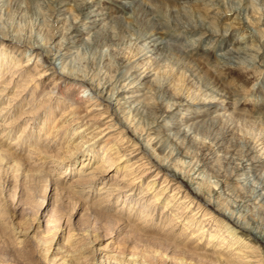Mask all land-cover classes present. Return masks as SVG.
<instances>
[{
  "label": "bare ground",
  "instance_id": "obj_1",
  "mask_svg": "<svg viewBox=\"0 0 264 264\" xmlns=\"http://www.w3.org/2000/svg\"><path fill=\"white\" fill-rule=\"evenodd\" d=\"M107 1L112 2V4L110 5ZM215 1L0 0V40L13 45L10 48L8 45H3L4 47L0 50V57L2 56L0 59V61L2 60L0 62V83L4 84L0 87V121L4 123L6 117L9 120L11 115L21 107L20 104L24 103L25 94H18L16 88H19L17 87L19 79L28 74L30 65H33L34 71L36 70V79L41 81L40 84L47 80L51 84L48 92L45 91L46 89H43L41 94L43 95L46 92V99L49 101L51 98L53 101L52 106L50 104L46 110L38 111L40 115L37 117H35L36 114H32L31 109L28 107L29 103L25 110L22 109L20 111L21 116L22 114H32V120L35 121L43 116L44 120L42 124H38L37 130L38 133L43 131L44 135L40 136L38 134V137L36 136V139L33 140L35 130L32 129L29 130V134H25L23 137H21L23 134L21 133L12 141V144H5L4 141H1L0 144L2 146L4 143L8 148L12 146V149L16 148V146H19L21 149L32 146L33 150L35 147L41 151V146L44 148L50 146V143H44L47 138H51L50 141H52L54 137H58L61 134L64 137L62 138L66 140L64 143L66 157H63V164L67 166V170L72 165L74 166L76 162L81 164L80 169L89 167L86 170L88 172L85 171V175L100 174L103 171L101 165L106 161L110 166L115 165L113 169L117 170L121 167L130 174L133 170L135 172V170H139L142 166L150 164V168L155 167L158 171L155 173V177L147 183V192L143 194L150 195L152 193L150 191L151 188L160 178L163 180L161 186L154 188L155 194L153 196L156 197L154 199L155 202L152 201L154 206L161 195L166 193L167 190L168 192L171 191V194L170 200L164 206L161 218L159 217L156 222H149L150 226L147 224L144 226V224L142 225V223L138 222L136 225L140 229L152 233L154 232L153 229H156L157 223L166 225L170 229L173 228V226L180 222V218H182V215L178 212L173 214L176 210L175 207L181 204V206H184L185 212L189 211L188 208L195 209L194 214L191 216L192 218L183 226L185 227L184 229H188L192 225H203L199 226L200 229L197 230L196 235H193L194 233L191 234L188 241H192L195 238H203L206 234V236H209L208 245L205 249L207 250L210 244L219 240L221 229H225L224 232L228 233L227 237L229 239L223 238L218 243H221L219 244L220 249H223L225 245L224 248H227V251H230L231 254L227 255L225 252H222L217 254L216 257L213 255L215 257L213 259L212 255L210 256V254L205 253V257L207 256L220 264H235L234 259L231 257V255H235L239 261H243V264H264V255H261L264 251H256L259 246L251 243L252 238L253 241H260L264 245V229L261 232L259 230L261 226L255 222H248L247 217H245L246 215L243 217L238 216L237 213H234V209L229 207V203L227 204V202H230L227 200L230 199L237 203L238 206H244L246 209L250 208L252 210L258 206L264 207V103L260 102L261 97L264 96V80L262 81L263 87H255V90H257V95L255 96L249 95V93L245 95L241 90L245 87V82H247L244 78L248 77L251 71L254 74L264 73V28L262 30L258 29V27H264V0H232L234 1L233 4L230 0L229 2L232 5L228 6L227 9L224 7L225 10L223 11L225 12L223 13L226 16L224 14L223 17L220 16L221 12L215 6ZM40 3H45L46 6H52L54 9L51 11V15L40 14L44 18V25L40 29L41 33L38 34V38L34 39V37L32 39L31 34L27 35L26 29L20 26V24L11 30L6 27L3 18L4 13L6 17V14L9 15V11L16 6L17 9H20L18 13L23 15L30 7L38 10ZM68 5L72 7V10L66 7ZM6 8H8L7 13ZM128 14L129 16L126 17ZM219 16L222 18V21L217 20ZM207 19L211 20V22L213 20L212 24L207 23L205 21ZM177 27L187 31L191 29H204V31L210 32L209 34L213 36H221L224 41L222 40L223 42L217 46V59L219 58L223 62L222 66H229H226L223 70L218 69L222 70L220 73L225 75L226 79H231L232 77L230 76L236 73L239 76L240 87L237 88V86H231L230 84L229 86L220 84V81L212 78L211 74L210 76L207 72H203L200 69L201 65L198 67L194 60L185 55L182 46L176 43L178 36L171 31V29H176ZM126 29L131 34L133 45L134 53L132 52L133 54L130 57L120 59L114 66L110 64L109 60L107 61V57L106 63L101 62V64L94 62L97 59L91 60L97 52H101V54L105 53L109 46L115 43L113 40L116 33L126 32ZM199 39L201 38L197 39L198 42ZM27 51H31V53L27 54L28 56H23ZM179 53L181 56H179L177 63H175L177 64L175 65L176 67L174 66L176 71L174 68L171 71L164 62H170L174 58V54ZM40 56L44 57L47 62V64L45 63L46 66L44 63H39V59L37 58ZM23 59L25 61L21 62ZM32 59L33 61L30 63ZM23 63L24 65L22 66ZM96 65L97 70H95ZM19 70H22V72L17 73ZM172 72H176L175 75L177 74L178 76L171 77ZM16 74L15 78L18 80L15 81L14 79L12 84L16 87H13L15 92H12V87L8 85L11 82V78H14ZM182 75L185 78L182 79L184 86L179 87ZM63 88L70 91L79 89L81 95L76 99H79V97L85 98L87 102L85 104L86 107L81 109L82 105L76 100H70V102L68 101V103L63 104L62 113H58V116H56L57 114L55 113H57V109H60L63 102L58 98H54L55 96L53 97L52 93L56 92L58 94ZM261 92L262 95L260 96ZM9 94H12L10 98L9 96L7 98L9 104L4 107V99ZM12 101L16 103L13 105V108H10ZM244 101H250V103L255 101L256 106L259 107L257 115L261 117L260 119L253 117L254 114L250 117L253 112L251 113L249 105L247 108V103ZM101 102H105L106 105L103 107ZM239 105L241 106L240 108L238 107ZM252 111L255 110L252 109ZM20 115H18V118L21 117ZM56 117H58V120H56ZM240 123L245 124L247 129L248 127L255 128L256 125L259 129L257 133L254 132L253 134V131L250 133L247 129L245 131L243 128H239ZM157 127L160 129L158 132H155V128ZM1 128V132L4 134L2 140L6 137L5 140L8 142L12 139L10 137H13L16 127L10 123V126H1ZM48 128L49 130L46 132ZM72 128L74 129L68 132ZM256 129L254 130L256 131ZM123 130H126V133L132 134L134 143L136 144L133 147L136 148H132L125 156H119L117 147L114 145L106 146L107 150L111 149L115 152L114 155L113 153L106 154L105 151L103 154L99 153V149L101 148L98 145L101 138L107 136L105 139L107 143L110 138H116L118 141L119 136L124 132ZM112 133L119 135L114 137ZM39 137H41L40 141L37 142ZM28 141H31V143L28 144ZM163 141L164 143L165 141H171L173 145H176L177 148L175 149H178V152H176L178 157L176 159L181 156L184 158L190 150L197 151V155L200 154L202 158L191 162V166L189 165L190 167L187 171L189 173L187 174L178 170V168L171 169V165H168L165 160L163 161L160 156L163 154ZM40 142V147L32 145H38ZM169 149L172 150V147H169ZM13 150L17 153V149ZM7 153L6 156L0 159V162H5L6 157H8L7 155L9 157L10 155L13 156V154ZM98 155H101L100 160H97ZM112 155L116 162L111 160ZM136 156H138L136 161H132ZM149 156L153 157L154 162L149 159ZM144 159L145 161L143 162L142 160ZM172 160L171 162H173ZM191 160L193 161V159ZM224 160L232 164V168L229 169L230 171L224 172L219 179L217 178V184L210 185L209 183H205L200 174L206 171L210 175V173L220 171V163L223 164L222 161ZM22 162L24 164V161ZM136 163L139 164L136 165ZM178 166L176 164L175 167ZM129 167L130 169L128 170ZM72 170L70 169V173ZM160 172L164 173L163 177L159 176ZM145 174H142L139 178L144 177L143 175ZM132 177V179L128 178L131 183L128 184L127 189H130V191L125 196L130 197L131 202L136 201V204L139 205L138 209L140 207L143 208L145 200L144 203H141V200L144 199L142 194V198L140 197L139 201L133 197L135 195L133 193L137 188L139 189L138 194L144 191L141 190L142 183L140 184L141 187H139L138 183L140 180H138V177ZM78 182L81 184V181ZM181 182L186 183L187 188L192 193L204 200L203 204L206 209L202 208L200 203L196 204L195 208L192 206L194 202L190 198L191 192L182 189ZM205 184L208 185L205 186ZM218 184L219 187L216 188ZM106 187L102 186L100 190ZM219 189L220 191H218ZM123 190V188H118L117 186L111 189L108 187L107 190H104L102 194H106V197L102 198L101 202L103 206L108 207L106 204L109 202L110 196L114 197V192L115 195L117 193L120 197ZM146 201L148 200L146 199ZM211 206H216L218 208L216 210L217 213L223 219L232 223L234 229L226 226L223 228V226L220 230H210L211 224L214 222L218 223L217 226L222 225L219 224L222 222L221 220L212 216L210 212H207V207L209 209ZM146 216L148 215L146 214ZM140 217L143 218V216ZM112 218L114 217L112 216ZM164 219L168 220L167 224ZM184 220L185 218L182 221ZM122 223L125 224L124 221ZM224 224L227 225L228 223ZM125 225L127 228L130 227V230L137 231L133 232L136 235L141 231L138 227L134 228L135 226L129 225L128 222ZM229 228L231 229L228 230ZM237 230L239 231L237 232ZM165 231L163 232L166 236L163 238H165V242L169 245L170 243L167 241L172 239L169 237L171 231L169 233H165ZM241 234L248 236V238L242 237L243 235ZM152 240L150 241L153 242ZM175 241L177 242V240ZM158 243L162 246L161 241H158ZM187 244H183L185 246H183L184 250L190 251L188 248L190 245L186 247ZM199 244L200 242L197 245ZM153 245L155 246V242ZM175 245L173 244L174 247ZM179 245L181 246V243L177 246L180 247ZM192 249L194 251V247ZM184 250L183 253L185 252ZM194 253L192 252V254ZM135 254L131 253V256L126 261L128 262L127 264L136 263ZM189 254L191 255V253ZM195 256L201 259L202 255L198 257V254H196ZM103 257H105L106 262L111 258L106 254ZM67 258L64 255L60 259H64V264L72 262V259ZM121 261H119L120 264Z\"/></svg>",
  "mask_w": 264,
  "mask_h": 264
},
{
  "label": "rangeland",
  "instance_id": "obj_2",
  "mask_svg": "<svg viewBox=\"0 0 264 264\" xmlns=\"http://www.w3.org/2000/svg\"><path fill=\"white\" fill-rule=\"evenodd\" d=\"M221 1L222 3H220ZM229 1L230 0H227V2L226 0L224 2L223 0L215 1V6L218 7V10L222 13V15L220 13V16L223 17V15L225 14L223 13L225 12L223 10L227 9L228 6L230 7L234 3V1L232 0L230 1L232 4ZM108 2L110 5L112 4V2L107 1V3ZM66 7L72 10L71 6L68 5ZM7 9L8 8L5 9L6 13H7ZM53 9L54 7L52 6H46L45 3H40L38 10L37 9L34 10L33 7H30L22 15L21 13H18L20 9H17V7L15 6L13 7L11 11H9L10 13L9 15L6 14V17L4 13L3 18L6 23V27L9 30L18 27V25L20 24V26H23V28L26 29L25 31L27 35L31 34V38L33 39L35 37L34 39H36L38 38V34L41 33L40 29L44 25V20H43L44 18L40 14L51 15V11ZM128 16L129 14L126 15V17ZM220 16L219 18L216 17L217 20L222 19ZM224 16H226V14ZM205 21L211 24L213 22V20L211 22V20H208V19ZM262 28L264 27L262 26L260 28L258 27V29H261V30ZM178 29H179L178 27L176 29H171V31L175 33V35L178 36V41L176 43L182 46L183 53L187 55L191 60H194L195 64L198 67H200L201 65L200 69H202L203 72H207L209 75L211 74L212 76L211 75L210 76L216 79L217 81H220V84H223L225 86H229L230 84L231 86H237V88L240 87L239 80H238L239 76L236 73H233V75L230 76L232 77L231 79H226L225 75L220 73L223 69L226 68V66L227 67L229 66V65L222 66L223 62H221L219 58L217 59V46L221 42L224 41L221 36H213L209 34L210 32L206 30L204 31V29L203 30L191 29L189 31L181 30V29L178 30ZM126 30H127L126 32H117L113 40L115 43L109 46L108 50L105 53L103 52V54H101V52H97L96 53L97 55L95 54L94 55L95 57L92 56L93 58L91 60L94 61L97 59L94 62H96L97 64L98 63L101 64V62L106 63L105 60L107 57V61L109 60L110 64L114 66L120 59H125V58L130 57L134 53L133 45H132L131 34L128 32V29ZM184 31L186 32V34ZM198 38H201L199 39V42L197 40ZM201 40H203L204 42ZM4 43H5L4 41L0 40V45L2 44L0 46V50L2 49V47H4L3 45H6V46L8 45L9 48L13 46L11 43H5V44ZM30 53L31 51H27V53L23 54V56H28ZM108 56L111 59H109ZM179 56H181L180 53L174 54V58L170 60V62L169 61H167V63L166 61L164 62L165 65L171 71L173 68L175 69L176 67L175 65H177L175 63H177V59L179 58ZM37 59H39V63L40 62L44 63V65L45 63L47 64L44 57L40 56ZM24 61L25 59H23V61L21 62H24ZM32 61L33 59L30 61V63H32ZM0 62H2V60ZM23 65L24 63L22 64V66ZM218 68L222 70H219ZM95 70H97V65L95 66ZM19 72H22V70H19L17 73ZM175 73L176 72H172L170 76L171 77L178 76L177 74L175 75ZM36 74L37 72L36 70L34 71L33 65L32 66L30 65L28 74L27 75L25 74L17 82L18 83L17 87H19V88H16L17 93L18 94L21 93V95L25 94L24 103L20 104L21 107H19V109L11 115V118L9 120H7V117H6L4 119V123L0 121V125L2 127H6L7 125L10 126V123L12 126L14 125L16 127V131L13 133V137H10L12 139L7 142V140H5L6 137L3 138L2 140V137L4 134H2L1 132L2 128L0 126L1 128L0 129V142L4 141L5 144H9V143L12 144L13 143L12 141L15 140L16 137H18L21 133H23L21 135V137H23V135L29 134V130H32V129L35 130L33 133V140L36 139V136L38 137V134H40V136L44 135L43 131L41 133H38V130H37L38 124H42L44 120L43 116L40 117L37 121H35V120H32L33 118L32 114L33 113L36 114L35 117H37L38 115H40L39 112H41L44 109L46 110V108L50 104L52 106V103H53L52 99L50 98L49 101L48 99H46V95H47L46 92H48V88L51 87V84L49 83L48 80L40 84L41 81L36 79L37 77ZM16 76L17 74L14 76V78H11V82L8 85L9 87H12L11 89L12 92L13 91L15 92V90H13V87H16V86H13L12 83L14 79L15 81L18 80L15 78ZM183 77L184 75H182L180 81L182 79H185ZM244 79L247 81L245 82L246 88L243 87L242 89L241 88L240 89L245 95L249 93V95L255 96L257 95V90H255V87L257 88L263 87L262 81L264 80V73L254 74L253 71H251L249 73V76L245 77ZM183 83L184 81L182 80L179 83L180 85L178 86L181 87ZM3 85H4L3 83H0V87ZM43 89H46L45 90L46 92H44L42 95L41 92ZM52 94H53V97L55 96L54 98H58L59 100L63 102L60 106V109H57V113H55L57 114L56 116H58V113L59 114L62 113L61 110L63 108V104L68 103V101L70 102V100L71 101L76 100L80 105H82L81 109H84L86 107L85 104L87 102L85 101V98L79 97V99H76L78 98L79 95H81L79 93V89H73L70 91V90H67L66 88H63L62 91L58 92V94L56 92ZM261 95H262V92L260 93V96ZM8 96L10 98L12 94L7 95V97L4 99V102H5L4 107L7 104H9V102H7ZM260 102L264 103V96L261 97ZM15 103H16L15 101H12L10 108H13L14 107L13 105ZM28 103H29L28 107L31 109L32 114L30 115L22 114L21 116L20 111L22 109L25 110ZM245 103H247V108L249 105V109L251 113L253 112L250 117H252V115L254 114L253 117H256V119L257 118L260 119L261 117L257 115L259 107L256 106L255 101L253 103H250V101L245 102ZM101 104L103 105V107L106 105L105 102H101ZM240 105L238 106L239 108L241 107ZM252 109H254L255 111H252ZM18 115H20L21 117L19 116L20 118H18ZM56 118H57L56 120H58V117ZM13 119L15 120L13 121ZM86 119L88 120V118ZM34 121H35V125L33 124ZM240 124L241 125L239 126V128L241 129L243 128V130L246 131L247 126H245V124L243 123H240ZM74 128H72L68 132L72 131ZM250 128L251 127H248L247 131L250 133L251 131H253L252 132L253 134L254 132L257 133V130L259 129L257 125L255 128H251V129ZM159 129L160 128L158 127L155 128V132H158ZM254 129H256V131ZM48 130L49 128L47 129L46 132H48ZM105 132L107 133V131ZM118 135L119 134L117 133L115 134L112 133V136L114 137ZM62 137L63 135L60 134L58 137H54L52 141H50L51 138H47L44 141V143L45 144L50 143V146L48 148H44L43 146H41V142L38 145L32 144L36 147L41 146L40 147L41 151L40 149H36L34 146H33L34 150L32 146H27V148L25 149L24 148L21 149L19 146H16V148L15 147L13 148V149H17L16 150L17 153H16L12 149V146L8 148V146H5L4 143L2 146L0 144V156H1L0 159L3 156H6V152H8L7 154L9 153L13 154V156L10 155V157L9 155H7L8 157H6L5 162H0V264H62L64 259H60V258L64 255L66 256V258L68 257L67 259H72L71 260L72 262H69V264L71 263L72 264H114V263L120 264L119 261L121 260H123L121 261V264H125L127 259L131 256V253H136L134 255V258L136 256L135 258L136 263L134 264H138V263L139 264H220L215 260L213 261L207 256L205 257V253L210 254V256L212 255L211 257L213 259H215L217 254L222 253V252L223 253L225 252L227 255L231 254L230 251H227L228 250L227 248H224L225 245L223 249L222 248L220 249L219 244L221 243H218V242H220L223 238L229 239V237H227L228 233L224 232L225 229H221L223 226H224L223 228H225L226 226V227H231L232 229H234V227H232V223L226 221L225 219H223L222 216H220L217 213L216 210H218V208L216 206H211L209 207V209L207 207V212H210L212 216H215L217 217V219L222 221L221 223H219V224H222L221 226H217L218 223L214 222L211 224L212 227L210 228V230L211 229H215V230L221 229V232L219 234L220 238L214 243L212 242L213 244H210V246L208 247L209 249L207 250L205 249L207 248V245H208L209 236L208 235L206 236V234L203 238H195L192 241H188L191 234L194 233L193 235H196L195 233H197V230L200 229L199 226H203V225L202 224L192 225L188 229H184L185 227L183 226L189 219L192 218L191 216L192 214H194L195 209L188 208L190 212L189 211L185 212L184 206H181V204L175 207L176 210L175 212H173V214L178 212L180 213V215H182V218H180V222H178L177 225L173 226V228L170 229V228H167L166 225L164 226L162 224L155 223L157 226H155L156 229H153L154 232L152 233L145 232V230L143 231L142 229H140V227L136 225L138 222L142 223V225L144 224L145 226L146 224L149 225L151 222L158 221L159 217L161 218V214L164 211V206L170 200L171 191L168 192L167 190L166 193H163L161 195L160 199L157 201V203H155V206H154L153 202H155L154 199L156 198L153 196L155 194L154 188L156 186L157 188L161 186L162 181H163L162 178L158 179L156 184L151 188L150 191L152 193L150 195L143 194V193L146 194L147 187H148L146 185L147 183H149L151 179L155 177V173L158 170H156L155 167L150 168L149 167L150 164H149L146 166H142L145 168L141 167L142 169L140 168L139 170H135V172L134 170L131 172L132 176L138 177V180H140V182L138 183L139 187L142 186L141 190H144L142 193L138 194L139 189L137 188L133 193L135 194L133 195L135 200L139 201L141 194H142V197L144 198L143 200H141V203H144V200H145V206L143 208L140 207L138 209L139 205L136 204V201L131 202V200L129 199L130 197L125 196V195H128L130 191V189H127L128 184L131 183L129 179L133 178L130 173H128L125 169H122L121 167L118 168L117 170L113 169L115 165L110 166L107 163V161L101 165V168L103 169V171L100 174L85 175L86 172H88L86 170H88L89 167L80 169L81 164L78 162H76L74 166L73 165L71 167L69 166L70 168L67 170L66 169L67 166L63 164L64 158L66 157V149L64 148V143L66 140L63 139L64 137L63 138ZM40 138L41 137H39V140H37V142L40 141ZM106 138L107 136L101 138V141H100L101 143L99 142V145H98L99 148H101L99 149V153L101 154H103V152L105 151L106 154L113 153L114 155L115 153L114 151H112L111 149L109 150L106 149L107 148L106 146H111V145H114L115 147H117L118 151L117 150L115 151L118 152L119 156L121 155L125 156V154L131 151L132 148H136V147H133L134 145L136 146V144L134 143L132 134L126 133V130L123 132L122 135L119 136L118 141L116 138H113V139L110 138L109 142L107 143L105 142ZM31 141H28V144H30ZM170 142L171 141H165V143L164 141L162 142V147L164 148L162 152L163 154L160 155L162 157V160L163 161L165 160V162L168 163V165H171V169L178 168V170L182 171L183 173L185 172V174L189 173L187 171L189 170V167L191 166V162H194L196 159L197 160L201 159L202 156L200 154L197 155V151L190 150L186 153L187 155H185L184 158L180 155L182 157V160H181V157L176 159V157H178L176 153L178 152V149H175L177 148L176 145L175 144L173 145V143L172 142L170 143ZM169 147L170 148L172 147V150L169 149ZM167 154L168 155L171 154V155L168 156ZM188 154L190 158L188 157ZM113 155L111 157V160L112 161L114 160V162H116ZM138 156L132 159V161H136V158H138ZM171 156L172 157L174 156V157L172 158ZM100 158H101V155H98L97 160L98 159L100 160ZM149 159L153 160V157L149 156ZM171 159H173L172 160L173 162H171ZM191 159H193V161ZM22 161H24V164ZM142 161L144 162L145 159ZM222 162L224 165L220 163V166H219L220 171L216 173H210V175L206 171L200 174V177H202L205 183H209L210 185L214 183L217 184V180L220 178V176L224 172L230 171L229 169L232 168V164L226 162L225 160ZM174 163L178 164L179 166L175 167L176 164ZM138 164L139 163H136V165ZM70 169L71 170L73 169L71 173H70ZM129 169L130 167L128 168V170ZM199 172H197V174H199ZM142 174H145L143 175L144 177L139 178L140 176H142ZM163 175L164 173L160 172L159 176L163 177ZM89 178H92V179H89ZM77 181H81V184H79L80 182L77 183ZM180 184L182 186V189L187 190L188 192L189 191L191 192L190 198L193 199L194 203L192 206L194 208L196 207V204L200 203V206L206 209V207L203 204L204 200L201 197L192 193V191L187 188L186 183L181 182ZM206 185L208 184H205V186ZM102 186H107L106 187L107 189L108 187L109 189H111L112 187L117 186L118 188H123L124 190L121 193L120 197L119 195H117V193L115 195V192H114V197L113 196L109 197V202H107L106 204L108 205V207H105L103 206L101 201L104 199V197H106V194H102V193L104 190H107V189L105 188V189L100 190ZM218 187H219V184L216 186V188ZM74 191H76L77 193ZM218 191H220V189ZM146 199L148 201H146ZM227 201H230V202H227V204L229 203L228 204L229 207L234 209L235 214L237 213V215L241 217L246 215L245 217H247L248 222L257 223V225L261 226L259 230L263 232L262 230L264 229V222H263L264 221V211H263L264 207L263 206L261 207L258 206L257 207L258 209L253 208L251 210L250 208L246 209L244 206L242 207L238 206L237 203L233 202V200L228 199ZM146 214L148 216L145 217ZM112 216L114 218H112ZM140 216H143V218ZM183 218H185L184 221H182ZM120 221L122 222L124 221L125 224H127L128 222V224L131 225L132 227L135 226L134 228L138 227L141 230L140 231L141 233L138 232V234L136 235V233H133V232H137V231L130 230V227L127 228V226ZM167 221L165 220L166 224L168 223ZM224 223H228V224L225 225ZM231 228H229L228 230H230ZM148 229H151V228H148ZM164 230H166L165 233H169V231H171V234L169 235V237L172 239H170V241H167L168 243H170L169 245L165 242L166 241L165 238H163L166 236L163 232ZM238 231L239 230H237V232ZM241 235H243L242 237L248 238V236H245L244 234H241ZM147 240L149 241L152 240L153 242L150 241L149 243V241ZM175 240H177V242ZM145 241L148 243H146ZM158 241L162 242V246L159 245ZM163 241H164V244H163ZM154 242H155V246L153 245ZM198 242H200L199 245H197ZM180 243H181V246L179 245L180 247H178L177 245ZM185 243H188L186 247L190 245L188 247L190 251L186 250L187 251L186 252L184 250L185 246L183 244ZM251 243L259 246L258 250L256 249V251H259V252L262 250L264 251V245H262L260 241L259 242L256 240L253 241V239L251 238ZM173 244L174 245L176 244L175 247L173 246ZM146 246L147 247L150 246V247L147 248ZM193 247H194V251L192 249ZM151 248L153 249L151 250ZM183 250L185 251L184 253H183ZM192 252L193 253L195 252L194 253L195 255L198 254V257L202 255L200 257L201 259H198L194 254H192ZM186 253L187 255H185ZM189 253H191V255ZM104 254L111 257L109 258L110 260L108 259V261L110 262L105 261L106 259L105 257H103ZM256 254H259V253H256ZM261 255L263 256L264 253ZM231 257L232 259H234L235 264H243L242 263L243 261H239V259L236 258L235 255H231ZM116 259L117 261H115ZM127 263L128 262H126V264ZM130 264H133V263H130Z\"/></svg>",
  "mask_w": 264,
  "mask_h": 264
}]
</instances>
